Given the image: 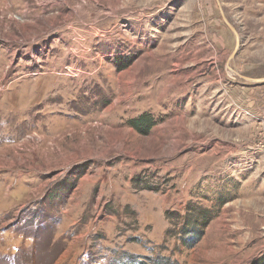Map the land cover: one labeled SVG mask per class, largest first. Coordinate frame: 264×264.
<instances>
[{
    "label": "rangeland",
    "instance_id": "rangeland-1",
    "mask_svg": "<svg viewBox=\"0 0 264 264\" xmlns=\"http://www.w3.org/2000/svg\"><path fill=\"white\" fill-rule=\"evenodd\" d=\"M263 258L264 0H0V264Z\"/></svg>",
    "mask_w": 264,
    "mask_h": 264
},
{
    "label": "trees",
    "instance_id": "trees-1",
    "mask_svg": "<svg viewBox=\"0 0 264 264\" xmlns=\"http://www.w3.org/2000/svg\"><path fill=\"white\" fill-rule=\"evenodd\" d=\"M129 126L133 128L135 131H137L138 133H140L141 135L146 136L148 135L149 131L152 129L154 124H153V120L151 119L149 115L143 114L139 116L137 119L131 120L129 122ZM206 215L207 214L205 212L201 210L200 211L197 210L192 217V221L189 223L191 228H187L186 231L189 229L187 232L184 231V234L192 238L194 242L197 241V239L199 238V235H200L199 231L203 228V226L206 223V219H207ZM195 226L199 227L198 232L196 231L197 227ZM258 264H264V258L263 260L260 259Z\"/></svg>",
    "mask_w": 264,
    "mask_h": 264
},
{
    "label": "water",
    "instance_id": "water-1",
    "mask_svg": "<svg viewBox=\"0 0 264 264\" xmlns=\"http://www.w3.org/2000/svg\"><path fill=\"white\" fill-rule=\"evenodd\" d=\"M229 26V25H228ZM229 28H230V30L233 32V34H234V36L236 37V40H237V35H236V32L233 30V28H231L230 26H229ZM236 48H237V46H236ZM232 58V57H231ZM250 81V80H249ZM262 81L261 80H257V83H261Z\"/></svg>",
    "mask_w": 264,
    "mask_h": 264
}]
</instances>
